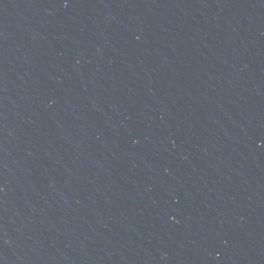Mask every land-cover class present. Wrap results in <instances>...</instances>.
<instances>
[{
	"label": "water",
	"instance_id": "water-1",
	"mask_svg": "<svg viewBox=\"0 0 264 264\" xmlns=\"http://www.w3.org/2000/svg\"><path fill=\"white\" fill-rule=\"evenodd\" d=\"M0 264H264V0H0Z\"/></svg>",
	"mask_w": 264,
	"mask_h": 264
}]
</instances>
